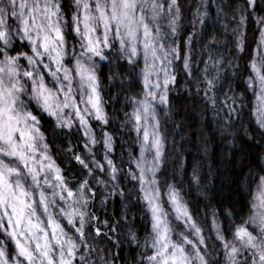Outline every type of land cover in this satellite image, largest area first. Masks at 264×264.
Listing matches in <instances>:
<instances>
[{"label":"snow or ice","instance_id":"snow-or-ice-1","mask_svg":"<svg viewBox=\"0 0 264 264\" xmlns=\"http://www.w3.org/2000/svg\"><path fill=\"white\" fill-rule=\"evenodd\" d=\"M249 8L264 12V0H245L221 52L220 37L207 31L206 0L194 20L184 0H0V264H114L111 249L122 241L112 243L113 234L124 228V238L140 249L136 264H264V175L251 207L242 199L239 213L223 201L201 213L185 198L184 182L167 177L164 117L170 118L180 72L192 77L185 90L194 85L192 94L203 92L214 112L225 97V130L237 128L233 118L243 119L251 90L253 131L264 150V15L256 19L260 35L250 51ZM198 42L208 50L203 76L192 70ZM229 70L242 90L233 89ZM112 87L130 112L106 110L104 90ZM239 127L243 136L229 134L243 153L255 136ZM122 128L139 143L126 169L113 158ZM202 167H193L189 189L212 185V165L206 174ZM114 198L122 205L119 219H102L96 201L106 210ZM137 209L147 225L143 239L127 223Z\"/></svg>","mask_w":264,"mask_h":264},{"label":"trees","instance_id":"trees-1","mask_svg":"<svg viewBox=\"0 0 264 264\" xmlns=\"http://www.w3.org/2000/svg\"><path fill=\"white\" fill-rule=\"evenodd\" d=\"M184 2L186 5V16L189 20H194L192 13L196 12V8L200 6L201 0H184ZM244 4L245 0H206L209 14L207 31L220 37V44H217L216 47L221 52H224L226 38L230 37L232 28L236 26V21H238L240 14L239 9L244 7ZM218 5L220 6L219 8ZM225 5L229 7L225 8ZM221 8L224 11H220ZM232 10H235V19L233 18ZM200 11L203 12V8ZM248 12L251 15H249L244 32L247 37V43L251 46V51L256 48V42L260 35V25L256 23V19L258 16L264 15V12L251 8L248 9ZM200 27L198 23L195 24L196 30H199ZM226 28L227 32H225ZM189 30H192L191 25H189ZM202 42H206V38ZM195 48L197 55H195L194 62L192 63V70L194 73L198 72L200 76H203L204 72L202 69L208 61V50L205 49L202 52L199 42L195 45ZM225 55L227 56L226 52ZM240 63L243 64L244 61H240ZM102 71L104 76L107 77L108 68L104 67ZM228 77L231 78L230 70ZM191 79L192 77H186L184 72H180V86L178 88L173 87L170 93V97L172 98L170 118L164 117L167 121L166 130L168 135L166 142V151L169 157L167 161V177L169 182H172L173 176H175L176 180H182L184 182L186 191L185 198L190 202V206L198 207L201 213L206 210V204L211 203L213 207H218L221 201L226 206L229 202L235 203L236 211L239 213L242 199L244 203L248 204V207H251V201L253 200L257 183L259 182L258 177L259 175H264V173L260 172V168L264 167V150L258 146L259 136L253 131L255 129L254 117L250 115V101L254 103L251 90H249L247 98L245 99L246 106L244 108L243 119L241 121H235V118H233L234 122L238 125L237 128L225 130V127L229 124L225 97L223 95L219 97L220 105H223V107L218 105L219 110L214 112L212 105L202 99L203 92L199 95L192 94L195 92L194 85H189L191 92L185 90L183 86L185 81H190ZM231 79L233 80V89H236V86L240 85V81L235 78ZM105 83H109V81L105 79ZM242 88L243 85H240V90ZM104 91L105 107L110 115L117 109L131 111L130 107L125 108L126 101L122 95L119 97V101H117L115 87L110 89L105 88ZM223 91H229L227 86L224 87ZM109 92L113 97L111 100L108 99ZM116 114L121 118L123 117V111ZM163 115L161 113L162 117ZM45 120H48L46 115ZM93 123L95 126V122ZM116 123H119V120ZM239 124H243L244 128L249 129V137L255 136L254 140L251 138L248 140V144L245 146V152L243 153L237 150L239 141H236L234 146L233 137L229 134L231 131H235L239 136H243L244 131L239 127ZM49 126L50 121L45 124L46 128ZM95 130L99 135L101 131L100 127L96 126ZM116 138L122 147H118L117 151L113 153V158L117 159L118 162L120 160L124 161L123 166L126 169L129 166V154H131L133 159L139 155V143H134L136 134L134 132L129 134L127 129L124 128L116 133ZM95 150L99 154L98 158L103 162L102 145H97ZM55 151L56 149L54 147V154ZM208 164L212 165L214 173L212 185H209L208 189L204 191L197 190L195 186L189 189L188 178L192 175L193 167L203 166L202 173L206 174ZM181 165L183 166L182 168ZM250 165L252 169L251 177L256 178L255 182L250 180ZM128 186L131 187L132 185L129 184ZM121 207L122 205L114 198L106 210L100 207L99 201H96L94 210L102 219L109 217L119 219L116 213L121 210ZM243 215L247 218V208ZM129 217H135L134 220L130 219L127 223L130 226H134V230L138 236L143 239L147 235V225L145 219L142 218L143 214L137 209L130 212ZM235 222L239 223V218H236ZM61 223L66 225V222L62 220ZM148 230L150 231V229ZM127 231V228H124L123 231L118 229L117 233L113 234L112 243L116 242L117 236L122 241V243L111 249L116 254L114 264H136V260L139 259L140 249L135 243L129 244L127 239L124 238V233ZM103 246H107V242Z\"/></svg>","mask_w":264,"mask_h":264},{"label":"rangeland","instance_id":"rangeland-1","mask_svg":"<svg viewBox=\"0 0 264 264\" xmlns=\"http://www.w3.org/2000/svg\"><path fill=\"white\" fill-rule=\"evenodd\" d=\"M22 63H24L23 61H21ZM257 195V189H256V191H255V194H254V197ZM253 211H255V209H253ZM58 219H61L62 221H64V222H66L65 220H63V218L62 217H57Z\"/></svg>","mask_w":264,"mask_h":264}]
</instances>
